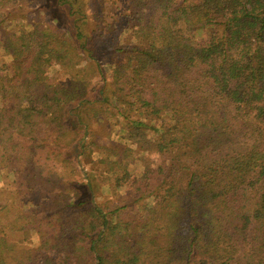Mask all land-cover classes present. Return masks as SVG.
Listing matches in <instances>:
<instances>
[{
	"label": "trees",
	"instance_id": "obj_1",
	"mask_svg": "<svg viewBox=\"0 0 264 264\" xmlns=\"http://www.w3.org/2000/svg\"><path fill=\"white\" fill-rule=\"evenodd\" d=\"M0 264H264V0H0Z\"/></svg>",
	"mask_w": 264,
	"mask_h": 264
},
{
	"label": "rangeland",
	"instance_id": "obj_2",
	"mask_svg": "<svg viewBox=\"0 0 264 264\" xmlns=\"http://www.w3.org/2000/svg\"><path fill=\"white\" fill-rule=\"evenodd\" d=\"M111 206H113V204Z\"/></svg>",
	"mask_w": 264,
	"mask_h": 264
}]
</instances>
